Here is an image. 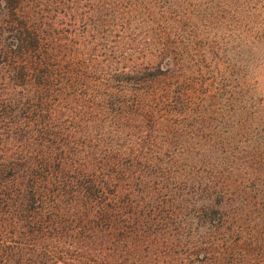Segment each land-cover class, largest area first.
Returning a JSON list of instances; mask_svg holds the SVG:
<instances>
[{
	"label": "rangeland",
	"instance_id": "obj_1",
	"mask_svg": "<svg viewBox=\"0 0 264 264\" xmlns=\"http://www.w3.org/2000/svg\"><path fill=\"white\" fill-rule=\"evenodd\" d=\"M19 1L29 13L45 7L42 13L49 16L62 12L53 20L73 30L79 55L89 59L95 75H113L135 63H150L156 72L180 67L182 83L172 86L179 97L182 90L193 100L178 121L157 122L142 120L143 112L110 98V118L123 132L157 127L153 143L165 146L152 160H142V175L134 180L162 222L154 225L150 218L147 237L138 232L122 244L84 238L90 246L107 247L106 264H175L177 256L198 257L193 264H264V104L255 99L264 96V0H37L42 3L35 6ZM6 3L0 0V42L9 41ZM233 73L249 83L244 96L254 104L224 88L233 84ZM3 74L0 67V90L15 93ZM145 77L139 71L125 75L133 81ZM101 119L96 129L105 127ZM105 135L118 143L124 139ZM159 192L169 202L158 201ZM156 227L162 229L151 233ZM31 258L47 259L39 251Z\"/></svg>",
	"mask_w": 264,
	"mask_h": 264
},
{
	"label": "trees",
	"instance_id": "obj_2",
	"mask_svg": "<svg viewBox=\"0 0 264 264\" xmlns=\"http://www.w3.org/2000/svg\"><path fill=\"white\" fill-rule=\"evenodd\" d=\"M3 1L11 27L9 41L0 42V67L2 79L9 81L6 87L16 92L0 90V264H46L47 259L106 264L107 247L90 246L84 238L109 237L111 243L122 244L138 232L147 237L150 218L154 225L161 224L149 195H140L134 180L142 175V160H152L165 146L153 143L157 127L123 132L110 118V98L143 112L142 120L178 121L193 102L184 91L178 90L181 98L175 90L183 70L166 67L156 72L150 63H135L114 69L113 75H95L89 59L79 55L73 30L53 20L62 12L49 16L42 13L45 7L29 13L26 3ZM137 71L145 73V79L125 78ZM231 78L233 84L224 88L254 104L244 96L249 85L244 77L233 73ZM144 80L145 85L137 84ZM255 99L256 105L264 104V96ZM101 117L106 125L96 129ZM105 133L124 139L111 141ZM159 193L158 201L169 202ZM36 251L47 259L35 262L31 256ZM189 258L177 256L176 263L200 261Z\"/></svg>",
	"mask_w": 264,
	"mask_h": 264
}]
</instances>
